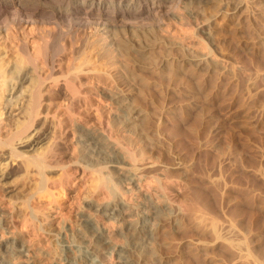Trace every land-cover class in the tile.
Returning <instances> with one entry per match:
<instances>
[{
    "label": "rangeland",
    "instance_id": "obj_1",
    "mask_svg": "<svg viewBox=\"0 0 264 264\" xmlns=\"http://www.w3.org/2000/svg\"><path fill=\"white\" fill-rule=\"evenodd\" d=\"M242 2L231 20L222 13L227 7L223 0L181 4L158 24L141 23L139 32L118 34L114 46L93 25L65 38L53 76L85 53L98 70L84 66L83 80L74 83L60 77L68 96L58 99L51 96L58 85L51 77L45 81L51 94L43 102L48 110L36 119L54 130L48 144L61 164L50 163L54 171L45 177L49 195L36 191V170L29 180L16 179L24 171L12 177L15 195L30 194V209L21 202L24 195L14 205L0 182V212L6 213L10 231L0 228V240L14 236L27 250L16 264H58L60 232L78 230L84 213L94 216L115 245L123 244L117 223L85 205L118 196L128 206L148 201L174 213L153 238L165 264H264V0ZM213 14L212 24L206 18ZM52 27L53 22L8 21L0 31L2 55H18L26 43L35 56L40 36ZM153 40L156 47L146 49ZM84 41L95 48H84ZM80 47L85 53L74 59ZM106 49L100 59L98 50ZM8 59V68L17 65L15 58ZM36 64L44 76L49 74L40 59ZM116 96L143 115L137 125L125 130L127 114L121 115V102L112 99ZM6 120L2 115L3 133ZM77 127L115 145L125 157L122 168L137 170V187L125 192L113 186L110 168L81 167ZM96 176L106 181L97 189ZM60 181H65L63 189ZM115 260V255L104 259Z\"/></svg>",
    "mask_w": 264,
    "mask_h": 264
},
{
    "label": "bare ground",
    "instance_id": "obj_2",
    "mask_svg": "<svg viewBox=\"0 0 264 264\" xmlns=\"http://www.w3.org/2000/svg\"><path fill=\"white\" fill-rule=\"evenodd\" d=\"M212 1L0 0V31L6 29L8 21L11 23L14 21L17 24L22 21L29 23L53 22L55 24L51 30H43L35 56L29 52L26 43H21L18 55H12V52L7 51L3 56L0 51V120L4 115L7 119L5 124L8 127L6 133H3V128L0 126V182L2 191L11 197L14 205L24 194L15 195L16 188L13 185L15 183H13L12 177L24 171L25 173L16 179L18 181L23 178L29 180L31 173L36 170L40 175V180L36 183L35 189L42 196H48L49 193L45 189V177L54 171L50 163L56 162L57 166L61 165L55 159V149L48 144L54 135V130L44 121L36 119L40 113L48 110L46 103L43 102L49 99L51 94L48 96L46 92L45 81L51 77L58 85L56 91L51 95L52 98L58 99L68 96L67 89L58 83L60 77H65L69 83H74L76 80H83L81 73L84 71V66L87 67L91 64V68L93 67L90 68L91 70L94 72L98 70L92 66L91 58L85 56V51L80 47L81 49H75V53H73L76 57L73 56L74 59H79L85 53V57L81 58L82 61L75 60L77 63L68 64L66 71L60 66L58 71L61 74L53 76L55 59L62 54L66 46L63 45L65 38L68 35L72 36L76 28L93 25L96 32L106 35L108 46H114L117 43L118 34L139 32L142 27L141 23L158 24L163 15L170 14L181 4L204 6ZM223 1L227 7L223 9L222 13L228 20L233 19L234 14L244 6L242 0ZM190 15L196 17V11L190 12ZM206 20L212 23L216 20V15H210ZM83 44L84 48L88 47V49L90 47L93 49L96 46L92 42L89 43V46L88 42L84 41ZM155 44L156 41L153 40V42L145 44L144 47L153 49L156 47ZM84 50L87 51V49ZM100 51L98 50L100 59L107 56V49L103 52ZM11 56L16 59L17 65L13 64L10 66L11 68H8V64L12 62L8 59ZM37 58L45 64L49 71L47 76H44L41 69L36 67ZM189 59L194 60L193 57ZM109 96L112 97V95L107 97ZM112 99L116 100V103L121 102L118 104L123 110L121 115L127 114V117H124L126 119L123 118L127 121L124 124L125 130L132 124L139 123L143 115L137 109L131 106L128 101L124 102L120 96ZM16 116L18 117L16 118ZM61 126L62 124L59 127ZM76 132L80 147L77 161L79 164L81 163L80 166L92 167L95 170L100 165L102 168H110V174L115 177L113 186L122 187L121 190L125 192L129 191L131 187H137L139 179L137 170L125 171L122 168L125 165V157L119 154L115 145L106 141L101 134L93 130L77 127ZM59 148L61 147L59 146ZM137 151L139 152V150ZM98 169L100 170V168ZM93 180L95 189L106 182L103 181L102 176H96ZM26 182L29 183V181ZM64 182L60 181L62 189L65 187L63 186ZM94 188L93 190H95ZM29 199L30 194H26L21 200L26 209H30ZM85 205L87 209H95L97 214L108 218V221L117 223L119 231L116 235L124 239L123 244L115 245L107 230L98 225L94 216L84 213L80 215L78 230L70 231L68 228H64L60 235L57 233L59 237L56 244L60 259L58 264H110L104 259L112 255H115L116 260L111 264H165L153 238L166 221L174 218V213L169 210L168 206L157 207L148 201L128 206L122 196L113 198L102 205L95 206L92 202H86ZM5 216L6 213L1 211L0 228L8 233L10 231L5 226ZM26 251L24 244L14 236L0 240V264H16V260L27 256Z\"/></svg>",
    "mask_w": 264,
    "mask_h": 264
}]
</instances>
